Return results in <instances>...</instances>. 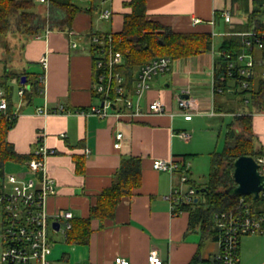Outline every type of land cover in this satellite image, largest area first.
Wrapping results in <instances>:
<instances>
[{"label":"crops","instance_id":"obj_1","mask_svg":"<svg viewBox=\"0 0 264 264\" xmlns=\"http://www.w3.org/2000/svg\"><path fill=\"white\" fill-rule=\"evenodd\" d=\"M131 1L91 0V6L95 3L96 8L88 11L89 6L79 11L70 29H47L37 37L16 38L21 43V71L31 72L24 69L30 64L33 68L38 66L33 73L45 72V77L32 101L21 96L14 103L17 117L7 139L20 154H30L41 137L54 150L46 157V171L56 184L55 193L47 199L50 214L69 209L74 217H88L98 194L112 183L122 158L133 155L142 159L141 185L134 195L121 199L113 217L91 219L92 231L87 242L55 240L51 258L58 264H115L116 256H123L132 264H148L152 249L169 264H201L219 249L218 240L202 238L199 228L189 229L187 211L172 212L168 195L173 176L155 169L153 160L188 153L190 149L180 144L183 138L179 132H188L190 128L197 132L196 126L185 125L179 119L186 115L179 112L177 96L194 99L195 111L191 114L205 119L209 131L216 118L224 121L227 115L251 111L233 106V90L215 97L214 66L224 38L235 36L231 31L251 27L248 16L255 8L254 0H145L149 20L176 32H214L213 49L172 59L170 69L154 77L143 100L144 111L139 115L99 117L36 112L38 106L45 104L53 110L60 104L78 109L101 103L92 93L91 33L121 31L125 14L132 12ZM105 8L112 12L109 18L100 16ZM225 9L232 13L231 23L224 19ZM47 12L45 5L43 13ZM196 18L200 21L195 22ZM73 42L77 45L73 46ZM44 57L48 62L46 70L41 61ZM155 99L163 102L164 112L147 110V104ZM252 115L254 140L264 151V112L254 110ZM119 131L124 138L116 148L115 136ZM189 134L191 145L196 138ZM77 158L84 161L83 172L77 170ZM188 161L190 180L196 182L192 178L191 159ZM239 264H264V233L240 237Z\"/></svg>","mask_w":264,"mask_h":264},{"label":"built area","instance_id":"obj_2","mask_svg":"<svg viewBox=\"0 0 264 264\" xmlns=\"http://www.w3.org/2000/svg\"><path fill=\"white\" fill-rule=\"evenodd\" d=\"M47 4L49 0H37ZM259 13L253 19L252 25L247 30L231 31V34L242 37L244 48L241 52L225 53L222 64V76L238 80L242 88L250 85L246 76L255 73V66L264 67V0H254ZM254 9L252 10V12ZM112 12L105 8L100 16L109 18ZM224 19L232 22V13L229 9L223 12ZM195 22L200 21L196 18ZM213 36L215 33H212ZM114 37L110 33H91V43L94 52V87L100 94L101 103L91 104L86 108L71 109L64 104L50 110L47 105L38 106L36 112L48 115L52 112L84 115H97L107 117L136 116L144 111L143 100L146 92L151 88L155 76L166 73L170 69L172 58L167 55L157 56L148 63L143 64L137 71L134 87L131 90L126 83L125 75L116 69L117 65L124 63V55L114 47ZM73 46L77 42L72 43ZM222 51H219V55ZM43 68L46 70L47 58H42ZM264 76V69H263ZM45 72L39 76L44 81ZM215 80V79H214ZM25 86L18 89V94L23 95ZM221 91L222 89L219 88ZM178 109L181 113H193L194 99L191 97L177 96ZM8 108V99L4 89H0V111ZM151 113H162L165 105L160 99H155L147 104ZM17 114V111L14 112ZM179 134L189 138L187 131ZM124 133L119 131L115 136L114 146L122 145ZM54 150L48 147L42 137L36 142L31 157L22 164L21 168L6 173L0 181V236L2 251L0 264H58L51 254L55 243L51 231L61 232L65 237L68 230L73 227L74 213L69 209H60L55 214H50L47 209V199L56 191L55 180L46 171V157ZM261 171L264 173V159ZM153 167L166 171L173 176L172 186L168 198L171 209L176 214L178 203H192L197 199V189L190 181V162L179 157L170 159L155 158ZM42 171V176L40 172ZM176 175V177H174ZM264 194V190L261 192ZM260 194V195H261ZM59 221V228L53 225ZM215 222L219 228V249L201 264H239V240L243 234L264 233V211L256 210L246 199L241 196L237 210L222 211L215 214ZM115 264H132L123 256H116ZM77 264H86L78 262ZM148 264H169L163 259L156 249L149 254Z\"/></svg>","mask_w":264,"mask_h":264},{"label":"trees","instance_id":"obj_3","mask_svg":"<svg viewBox=\"0 0 264 264\" xmlns=\"http://www.w3.org/2000/svg\"><path fill=\"white\" fill-rule=\"evenodd\" d=\"M130 4L132 12L125 14L123 29L119 32H112V34L115 49L120 50L124 55V63L117 65L116 69L125 75L127 86L131 90L139 68L153 58L167 55L174 59L213 49L214 41L210 32L173 31L146 18L145 0H132ZM41 5L44 4L37 0H0V37L14 33L16 38L29 39L41 35L47 29H70L76 15L82 10L74 0H49L45 4L48 7L47 13L41 11ZM95 8L96 4L93 3L87 10L93 11ZM258 13L259 8L255 7L248 16L249 25H252ZM4 45L8 53V42L6 41ZM243 48L242 37L235 35L224 38L220 47L222 54L216 57L214 66V95L218 97L233 90V94L240 95L241 102L249 103L254 110L264 112V67L257 64L255 73L246 76L250 82L247 88H242L238 80L232 81L231 78L222 76L225 53L241 52ZM31 73L33 72L13 71L6 68L1 76L0 88L5 91L8 108L0 111V181L5 175L8 162L13 163L16 169L31 157V154L18 153L7 139L8 131L17 117L14 113L16 110L12 97L14 86L9 83V79H15L19 88L25 86L22 97L32 101L40 89L39 76L41 73H33L35 79L32 81ZM22 75L26 76L25 83L21 81ZM219 88L222 90L220 91ZM92 93L96 97L100 96L94 86ZM246 95L250 98H246ZM252 112L232 116V120L227 124L224 149L211 153V170L205 187L198 186L193 180L189 181L197 189V200L176 205V214L187 211L189 229L199 228L202 231V238L219 239L220 230L215 222V214L237 210L241 196L256 210L264 211V194L254 199L253 195H229L226 192V189L235 183L234 162L239 156L252 155L258 161L264 159L263 149L255 144ZM191 155L186 153L179 158L189 160ZM84 166L83 159L77 158V170L83 172ZM141 179V157L133 155L123 157L112 183L98 194L96 202L91 206L90 215L88 217L75 216L72 219L73 227L68 230L66 241L87 242L92 231L91 219L113 217L118 203L124 196L134 195L135 189L141 185Z\"/></svg>","mask_w":264,"mask_h":264},{"label":"rangeland","instance_id":"obj_4","mask_svg":"<svg viewBox=\"0 0 264 264\" xmlns=\"http://www.w3.org/2000/svg\"><path fill=\"white\" fill-rule=\"evenodd\" d=\"M74 2L82 9H86L91 6V0H74ZM41 11L44 10L45 5H41ZM218 37V36H217ZM9 44V52H6L5 42ZM20 51H21V43L16 39V35L14 33H9L6 36L0 37V80L1 76L5 73L6 68L13 71H20L22 69L20 59ZM21 69H20V68ZM257 69H260L256 67ZM24 69L33 71L37 70L38 66L33 68V65L27 64L24 66ZM31 81L35 79L33 73L30 74ZM9 83L14 86L13 90V102L16 103L20 100L21 96L18 94L19 84L15 79H9ZM29 86V85H28ZM242 89L241 87L239 88ZM235 99L234 105L235 108L244 110V111H254L253 107L249 103H243L240 101V95L235 93L232 95ZM246 98H250L246 95ZM181 120H184L182 123L185 125L191 124L196 126L197 132L194 133L192 128L189 129V133L192 134L194 138L193 143L189 145L188 138L182 137L181 146L184 149H190L186 152L188 154H192L190 157L192 162V178L196 180V183L200 187H205V185L209 181V174L211 170V153L214 151H222L225 147V133L227 130V124L232 120V115H227L224 118H216L213 120L212 131L207 130L206 121L203 118L195 117L191 113H181ZM192 127V126H189ZM256 144V142H255ZM190 146V147H188ZM256 146H258L256 144ZM15 166L13 163L8 162L6 165V173H10L14 171ZM51 236L56 240V242H63L65 240V236L61 232H53L51 231ZM2 251V243L0 236V254Z\"/></svg>","mask_w":264,"mask_h":264},{"label":"water","instance_id":"obj_5","mask_svg":"<svg viewBox=\"0 0 264 264\" xmlns=\"http://www.w3.org/2000/svg\"><path fill=\"white\" fill-rule=\"evenodd\" d=\"M22 83L26 82V76L22 75ZM261 164L252 155H241L234 162L233 177L235 183L226 189L229 195H253L254 199L260 197L264 190V173L260 169ZM42 176V171L40 172ZM197 200V199H196ZM53 225L59 228V221Z\"/></svg>","mask_w":264,"mask_h":264}]
</instances>
